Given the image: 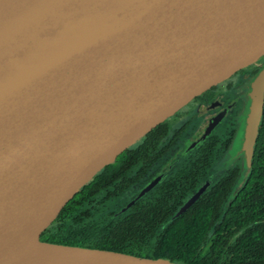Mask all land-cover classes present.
<instances>
[{"label": "water", "instance_id": "water-1", "mask_svg": "<svg viewBox=\"0 0 264 264\" xmlns=\"http://www.w3.org/2000/svg\"><path fill=\"white\" fill-rule=\"evenodd\" d=\"M264 58V0H0V264H177L44 241L106 166ZM264 66L241 143L250 161ZM50 264V263H44Z\"/></svg>", "mask_w": 264, "mask_h": 264}, {"label": "flooded vegetation", "instance_id": "flooded-vegetation-1", "mask_svg": "<svg viewBox=\"0 0 264 264\" xmlns=\"http://www.w3.org/2000/svg\"><path fill=\"white\" fill-rule=\"evenodd\" d=\"M263 66L264 58L236 72L128 148L81 189V209L115 227L127 221L161 232L188 214H213L208 227H219L255 161L241 132Z\"/></svg>", "mask_w": 264, "mask_h": 264}, {"label": "trees", "instance_id": "trees-1", "mask_svg": "<svg viewBox=\"0 0 264 264\" xmlns=\"http://www.w3.org/2000/svg\"><path fill=\"white\" fill-rule=\"evenodd\" d=\"M213 217L188 214L161 232L127 221L115 227L100 224L83 211L77 197L47 231L44 241L177 264H264V119L250 177L229 206L223 223L210 229Z\"/></svg>", "mask_w": 264, "mask_h": 264}, {"label": "bare ground", "instance_id": "bare-ground-1", "mask_svg": "<svg viewBox=\"0 0 264 264\" xmlns=\"http://www.w3.org/2000/svg\"><path fill=\"white\" fill-rule=\"evenodd\" d=\"M34 259L37 263L44 264V263H50V264H57L58 259L56 258L55 254L51 252L50 250H47L43 247H39L35 251Z\"/></svg>", "mask_w": 264, "mask_h": 264}, {"label": "rangeland", "instance_id": "rangeland-1", "mask_svg": "<svg viewBox=\"0 0 264 264\" xmlns=\"http://www.w3.org/2000/svg\"><path fill=\"white\" fill-rule=\"evenodd\" d=\"M242 186V183L241 184H239V188ZM181 254H184V252H182Z\"/></svg>", "mask_w": 264, "mask_h": 264}]
</instances>
